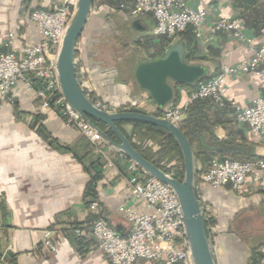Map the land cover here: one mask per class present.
Returning <instances> with one entry per match:
<instances>
[{"label":"crops","instance_id":"crops-1","mask_svg":"<svg viewBox=\"0 0 264 264\" xmlns=\"http://www.w3.org/2000/svg\"><path fill=\"white\" fill-rule=\"evenodd\" d=\"M188 2L208 10L203 35L196 37L198 51L189 62L202 65L205 77H213L224 66L238 65L252 55L247 44L231 32L211 35L208 26L213 20L238 16L245 33L253 36L258 46L264 45V0ZM51 3L0 0V52L20 56L25 47L39 44L43 33L30 14L49 8ZM130 5L131 0H94L78 43V59L96 103L156 115L159 107L138 85L136 67L141 61L162 58L173 45H179L185 55L186 51L179 37L151 35L153 16H131ZM9 40L12 43L6 46ZM128 47L135 55L129 67L124 63ZM223 88L228 100L235 99L245 106L264 93L252 73L227 76ZM178 93L180 102L188 95L181 87ZM13 96L14 104L0 101V264H108L105 252L89 230L78 239L71 229L80 223L88 225L93 217L88 201L94 197L104 205L110 226L122 236L129 235L132 225L120 208L133 207L140 213L148 212V208L134 198L128 183L132 173L128 161L112 149L107 154L113 165L108 166L80 130L67 126L58 110L42 107L36 91L27 89L23 82L15 87ZM229 107L218 105L209 113L212 122H223L214 130L216 137L226 140L230 131L239 130L235 143L264 156V135L239 124L234 109ZM122 128L129 135L133 132L132 124ZM199 189L203 207L214 221L211 229L219 264H249L254 250L262 254L264 261V240L258 241L252 235L247 240L233 230V223L242 213L264 207V182L255 183L249 178L240 193L204 183ZM51 227L61 234L55 239L54 249L45 251L41 244L44 230Z\"/></svg>","mask_w":264,"mask_h":264},{"label":"built area","instance_id":"built-area-1","mask_svg":"<svg viewBox=\"0 0 264 264\" xmlns=\"http://www.w3.org/2000/svg\"><path fill=\"white\" fill-rule=\"evenodd\" d=\"M77 3L78 0H52L49 8L31 12L32 21L42 30L43 40L37 45L25 47L20 56L14 52H0V101L15 103L14 89L19 82H23L27 89L36 91L42 107L58 110L65 124L80 130L95 151L107 160V165L112 166L107 151L113 148L66 100L61 88L58 55ZM129 11L134 17L152 15L155 26L151 35L155 37L173 38L188 27H193L196 37L201 38L209 20L208 10L195 8L188 0H131ZM208 30L213 36L222 31L233 33L238 40L247 44L252 55L238 65L224 66L208 80L196 82V88L188 93L186 99L164 107L161 117L178 125L193 102L210 99L221 107L229 104L239 124L248 125L253 132L264 135V93L245 106L235 99L228 100L223 88L227 76L252 73L264 91V45L258 46L254 37L245 33L243 21L238 16L213 20ZM11 43L9 40L6 46ZM97 105L103 110L119 111L106 103L98 102ZM120 156L128 161L132 171L128 183L133 188L134 198L146 205L148 212L140 213L133 207H121L120 210L126 213L132 225L129 235L122 236L105 218L104 205L95 200L90 204L93 217L88 225H74L73 232L77 237H83L89 230L105 252L108 264H136L139 261L149 264H192L184 214L177 195L167 184L144 173L124 154L120 153ZM249 178L255 183L264 182V158L242 162L214 157L204 170L198 167L199 183L216 188L229 186L238 193L246 189ZM206 212L208 210L203 208L205 215ZM60 234L56 227L45 229L42 248L45 251L54 249L55 239ZM258 264H264V261Z\"/></svg>","mask_w":264,"mask_h":264},{"label":"water","instance_id":"water-1","mask_svg":"<svg viewBox=\"0 0 264 264\" xmlns=\"http://www.w3.org/2000/svg\"><path fill=\"white\" fill-rule=\"evenodd\" d=\"M93 6L94 0H78L68 23L58 55L63 95L81 117L115 151L124 154L144 173L167 184L175 192L184 214L192 264H219L212 231L203 213L197 161L187 136L176 123L161 116L137 111L101 109L94 101L90 88L85 84V73L82 63L78 59V43L91 16ZM182 46L186 51L184 42ZM205 75L206 71L202 65L187 62L184 50L179 45L170 47L162 58L139 62L134 73L138 85L149 93L161 109L175 101L178 85L195 84ZM93 119L106 124L114 132L118 141L110 138L94 123ZM117 121H140L162 127L168 131L179 144L183 155L185 168L183 179L179 180L148 160L116 125Z\"/></svg>","mask_w":264,"mask_h":264},{"label":"trees","instance_id":"trees-1","mask_svg":"<svg viewBox=\"0 0 264 264\" xmlns=\"http://www.w3.org/2000/svg\"><path fill=\"white\" fill-rule=\"evenodd\" d=\"M175 37H179L181 41H183L186 45V60L190 62L193 60L195 54L198 51V41L196 38V34L194 32L193 27H188L185 31L179 33ZM173 37V38H175ZM211 77H203L199 81L208 80ZM181 87L185 89L188 93L196 88L195 84H180L177 86L176 91V99L173 104L180 102V94L178 93V88ZM229 104L223 106L224 108H228ZM217 104L213 103L210 99H199L193 102L189 108L187 109L184 118L178 124L182 132L187 136L191 145L193 147L197 164L204 170L209 161L214 157L219 158H231L238 161H251L258 158H264V156L256 155L251 147H243L242 143H235V136L239 133V130H232L229 132V137L226 140H219L214 130L223 124L222 121L212 122L210 120L209 113L214 111L217 108ZM230 108V107H229ZM119 111H137L135 108H126L124 106H120L118 108ZM144 113V112H143ZM162 115V109L159 108V112H157L156 116ZM94 123L100 127L103 131H105L110 138L115 141H118L114 132L109 129V127L98 121L93 119ZM124 124H132L133 132L132 134H127L125 130L122 128ZM116 125L127 135L130 142L136 147V149L141 152L148 160L160 166L167 172L171 173L174 177L182 180L184 177V159L180 149L179 144L175 140V138L164 128L144 123L140 121H117ZM236 134V135H235ZM136 139V141L134 140ZM144 140H152L158 143L161 147L160 150L155 154L152 153L148 148L142 147L138 143L143 142ZM163 155V156H162ZM162 157H170L176 159L179 162L177 167L169 168L161 163ZM198 167V166H197ZM227 188H230L227 186ZM94 197L89 198L88 204L94 202ZM207 223L210 227L214 225V221L212 219L206 218ZM54 228V227H51ZM72 230V234H75ZM69 232V231H68ZM77 237V236H76ZM81 239L82 237H77ZM262 254L256 250H254L251 254L250 263L249 264H258L262 261Z\"/></svg>","mask_w":264,"mask_h":264},{"label":"rangeland","instance_id":"rangeland-1","mask_svg":"<svg viewBox=\"0 0 264 264\" xmlns=\"http://www.w3.org/2000/svg\"><path fill=\"white\" fill-rule=\"evenodd\" d=\"M125 52V56L130 55L131 59L135 56L134 54L132 55L129 47L126 48ZM124 63L126 62L124 61ZM134 140L136 141V139ZM138 144L142 147L148 148L152 153L155 154L160 150L161 147L158 143L152 140H144L143 142H140ZM161 163L169 168L177 167V165H179V162L176 159L170 157H162ZM204 216L205 218L212 219L209 212H206V215L204 214ZM233 230H235L241 235L242 238L245 239L248 238V235H252L258 241L264 240V207H262L261 205L256 210V212H251L250 210H247L246 212L242 213L233 223Z\"/></svg>","mask_w":264,"mask_h":264},{"label":"flooded vegetation","instance_id":"flooded-vegetation-1","mask_svg":"<svg viewBox=\"0 0 264 264\" xmlns=\"http://www.w3.org/2000/svg\"><path fill=\"white\" fill-rule=\"evenodd\" d=\"M125 62H126L127 67H129V64L131 63V57H130V55H128L126 57Z\"/></svg>","mask_w":264,"mask_h":264}]
</instances>
